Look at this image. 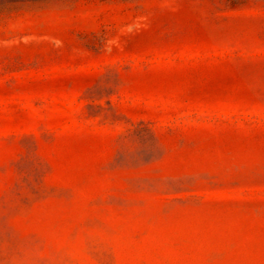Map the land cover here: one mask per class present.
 Instances as JSON below:
<instances>
[{
	"label": "rangeland",
	"instance_id": "374dc122",
	"mask_svg": "<svg viewBox=\"0 0 264 264\" xmlns=\"http://www.w3.org/2000/svg\"><path fill=\"white\" fill-rule=\"evenodd\" d=\"M0 264H264V0H0Z\"/></svg>",
	"mask_w": 264,
	"mask_h": 264
}]
</instances>
